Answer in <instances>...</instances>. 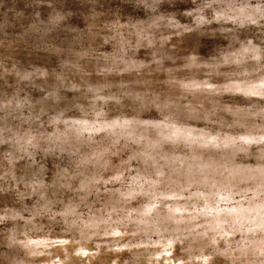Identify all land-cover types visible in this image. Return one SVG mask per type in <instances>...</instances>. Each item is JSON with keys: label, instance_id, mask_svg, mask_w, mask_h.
I'll use <instances>...</instances> for the list:
<instances>
[{"label": "clouds", "instance_id": "clouds-1", "mask_svg": "<svg viewBox=\"0 0 264 264\" xmlns=\"http://www.w3.org/2000/svg\"><path fill=\"white\" fill-rule=\"evenodd\" d=\"M0 264H264V0H0Z\"/></svg>", "mask_w": 264, "mask_h": 264}]
</instances>
